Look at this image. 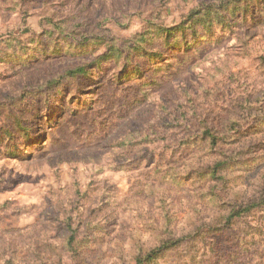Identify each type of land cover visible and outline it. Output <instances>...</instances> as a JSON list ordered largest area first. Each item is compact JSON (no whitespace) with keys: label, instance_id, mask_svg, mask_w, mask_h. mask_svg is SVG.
Masks as SVG:
<instances>
[{"label":"rangeland","instance_id":"rangeland-1","mask_svg":"<svg viewBox=\"0 0 264 264\" xmlns=\"http://www.w3.org/2000/svg\"><path fill=\"white\" fill-rule=\"evenodd\" d=\"M261 188L264 0H0V264H139ZM206 229L140 264H264V203Z\"/></svg>","mask_w":264,"mask_h":264},{"label":"trees","instance_id":"trees-1","mask_svg":"<svg viewBox=\"0 0 264 264\" xmlns=\"http://www.w3.org/2000/svg\"><path fill=\"white\" fill-rule=\"evenodd\" d=\"M218 139L219 138L214 137L212 134L204 135L202 140L204 141L205 149L207 148L206 150H210V152L204 151L193 155V160H191L192 162L189 164L190 167H192L191 171H193L195 174L204 170L205 172L203 175L208 177L207 181L209 183H218L220 180H222V176L217 175L218 169L230 161L218 160L220 158L219 154L217 156L218 158L216 157L217 153L215 152L214 148L215 146H219V143L217 142ZM187 178L190 179V176ZM263 189L264 188H261V195H264ZM232 191L235 192V190ZM206 201L207 203H203L202 207L208 210L211 205H214L215 212L218 211L216 214L217 219L216 216L212 217L211 214L210 216H206L207 213L202 211L205 209L197 210L196 216L189 220L190 231L187 234H185L186 232H183L185 230L182 232H177L176 230H172L170 227H167V229L163 230L159 236V246H156L145 256H137V258H135L137 263L140 264L151 259L154 254L161 252L165 248L166 250H170L172 248H176L180 244L189 243L188 241L195 239L199 235H202L206 227V230L209 231V235H217L228 231L232 228V224L237 218L248 215L254 209L260 207L262 203H264V199H259L258 197L244 200L242 197L237 196L235 197V200L233 198V200L230 201L229 196H227L226 200H222V197L217 195L214 191L209 192V195L206 197ZM68 239L70 242H72L74 240V235L69 236ZM137 248L140 249L139 253L144 252L143 248Z\"/></svg>","mask_w":264,"mask_h":264}]
</instances>
